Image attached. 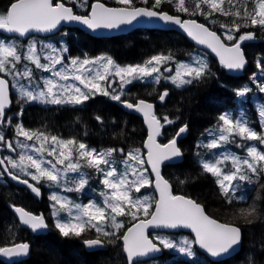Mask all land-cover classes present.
Segmentation results:
<instances>
[{
    "label": "snow or ice",
    "instance_id": "obj_1",
    "mask_svg": "<svg viewBox=\"0 0 264 264\" xmlns=\"http://www.w3.org/2000/svg\"><path fill=\"white\" fill-rule=\"evenodd\" d=\"M117 2L123 7L112 8L106 7L105 4L96 0L95 3L89 4L88 0H75L82 8L90 10V15H77L74 13L73 8L66 7L65 3L58 2V0H13L10 3L8 10L4 13H0V30L7 33L18 34L19 36H27L31 32H49L56 29L62 21H77L86 25L89 29H113L118 28L120 25L132 24L138 18H157L166 23H172L180 26L184 29L189 37L195 40L200 45H205L208 49L219 57V63L229 70H241L245 67L246 59L241 49V42L245 40H251L254 38L252 33L240 35L239 39L232 46H227L224 40L232 41L236 39L231 30L226 31L224 40L216 32L211 31L209 27L203 24L197 23L195 20L182 21L178 16L169 15L166 12L156 11L162 3H175L176 11L189 12V9L185 6V0H153L150 7H136L134 0H117ZM224 0H198L195 4V11L192 14H196L199 11L200 14L209 16L211 12L219 11L223 15H231L232 13L224 11L221 7ZM142 3L149 4V0H142ZM201 3L208 5L211 12H204L201 8ZM247 14V12H246ZM235 15H240L236 12ZM251 24L253 26H264V0H258L254 9V15L251 16ZM236 32H239V26L235 28ZM11 62L13 67L15 63L21 60V55L17 53V49L13 46L7 45L4 42H0V73L10 72L11 69H6V65ZM24 59L32 60L36 64L37 68H42L45 71H52L48 65L41 64L39 57L36 56L35 44H30L28 52L24 56ZM102 59V58H101ZM170 57L154 56L147 62L148 65L155 62L156 65L161 64L163 61H167ZM61 59L55 58L52 60L53 67L56 64H60ZM90 62L85 59L82 62L78 59H72L71 64L73 70L79 72L81 69L87 71L89 76L87 79L82 78L81 75L69 76L66 72L55 71L52 74L59 77L60 80L68 81L70 79L78 81L79 85L83 88H87L90 92L92 90H100L101 85L96 82L98 80H106L107 77L100 73H97L95 77L91 75V69L86 68ZM79 65V67H77ZM113 65V61L109 58L105 64V71H108L109 67ZM257 68L264 72V57L258 59L256 62ZM159 67H147V66H127V67H115L114 73L117 77L123 81V83L131 84L135 79H142L144 77L152 76L153 73L159 72ZM170 71V70H169ZM211 70L206 61L203 59L197 61L196 66H190L187 64H181L176 70V74L169 79L177 87H182L185 84H191L193 80H199L205 75H210ZM24 76H30V72L23 73ZM191 77V79H185L184 77ZM125 77H128L125 80ZM253 83H256L260 92L264 93V78H258L257 73H253L251 77ZM158 81V78H157ZM45 91H39L34 94L32 91H24L23 96L28 101H40L42 103L49 104H81L86 101L89 96L82 90L81 87L76 84H59L52 79L45 80ZM9 82L0 78V122L5 121V108L8 102ZM234 94L238 98L245 97L247 93L251 91L250 88L233 90ZM104 95H109L107 89L103 90ZM168 95L167 90L160 95V100L163 101ZM113 100L120 101V95H113ZM129 109H134L138 112H142L148 126L151 129V133L148 136V148L147 159H143L137 152H130L127 154L128 158L135 161V165L128 162V158L122 161L124 165L123 170H119L115 163L109 160L107 157L111 156L112 152L117 151L115 149L107 152H98L96 149L89 148L84 143H79V156L81 158H87L86 164L89 167H94L97 171L101 172L103 179L102 183L106 188L111 190L110 195H105L104 206H99L95 201L90 202L88 205L73 204V208L76 210V214L73 215L71 209L68 211L69 220L57 219L55 227L60 233L67 237L71 234L80 236L84 231L85 223L90 221H103L105 219V210L110 209L112 226L119 230L123 228V223L117 222L116 217L125 214V208L121 204H130L133 208L142 213L144 216H150L148 220H141L133 227L127 229L122 234V240L124 244V251L127 254L128 264H143L138 258L149 257L154 253L160 252L162 248H174L175 245L163 238L156 237L158 243L149 239L145 234V229L149 226L154 228H189L195 234L193 241H184L183 247L179 248V251L192 255L193 245H198L200 249L204 250L212 257H221L231 254L235 248L241 243L242 235L241 230L238 227H234L227 224L217 222L215 219L210 218L205 213V209L191 198H187L182 195H173L169 182L161 176L160 166L165 161L182 162V150L177 146V138L187 130V126L181 127L172 140L168 144L161 146L156 143L155 137L160 135V128L163 125L160 120L154 115L152 109L153 105L140 100L137 103H129L123 101ZM243 115V114H242ZM261 120H264V105H261L258 113ZM99 119V117H97ZM164 123L171 124L173 121L168 117H163ZM219 121L222 122L220 127V135L218 138H214L210 143L206 145L209 149H217L221 147L222 143L229 142L231 137L238 136L241 140L256 141L259 140L261 144H264V135L258 134L253 128L249 126V123L245 119H234L231 113H222L219 116ZM10 123V118L7 121ZM16 134L26 137L31 140L33 136L23 128L22 125L16 126ZM42 135V134H41ZM39 139V137H37ZM45 140L47 137L44 138ZM53 142L52 148L48 151L49 156H53L57 152V145L64 148L69 144L75 143L73 140H58L56 136L51 137ZM0 142H5L9 149L15 150L11 142L5 141L4 135L0 134ZM242 145L237 144V147ZM40 152L41 149H35ZM123 152V149L118 150ZM247 156L251 158L241 160L237 156H229L226 154H220L214 161L208 160L202 163V170L205 173L211 174L217 177L218 185L222 191V194L226 197L230 192L235 191L234 181L248 180L249 177L241 174L242 165L246 166L252 173H257V162L264 161V152L259 151L257 146H248ZM59 157L55 163L52 160H41L33 157L32 155H21L20 163L11 158L0 159V169L12 176L13 179H19L16 175L8 172L7 164H10L12 168H20L21 171L25 170L23 161L26 159L31 162V166L36 170V173H29L33 181H39L40 177H46L48 181L53 183L59 182V170L56 168V164H63L65 160H69V157L64 155L63 151L59 152ZM7 160V164H6ZM231 162L234 165V171L226 172L221 167L225 162ZM48 165L44 167L42 165ZM148 164L151 166V171L155 176V187L159 191V198L155 201H149L147 198L143 200L139 197L133 199L129 192L132 187L136 192H140L141 188L152 183L145 173L148 171L143 165ZM101 165H105V168H101ZM67 167L71 171H78L80 165L69 162ZM261 170H264L262 168ZM129 176L133 177L131 180ZM25 183L36 195H40L38 187L33 186L28 180L21 181ZM87 179L81 177L78 181L76 191L83 190L87 185ZM183 183V181H181ZM72 191L73 189H67ZM242 198V197H241ZM50 199L54 201L53 208L57 204L61 208L71 203L67 198H62L58 194H51ZM231 202V199L228 200ZM154 204V208H153ZM152 209L150 212L149 209ZM94 209V211H91ZM15 211L19 213V219L24 225H29L32 230L46 229L48 226L45 223L42 215H33L28 213L22 208H15ZM133 219H137L135 212L130 213ZM54 216L58 215V212H53ZM88 217V221H84L83 218ZM76 221V222H71ZM92 227L98 233H102L104 236H113L115 233L105 231L104 227L100 224H93ZM84 243L88 247L102 246L100 239L85 240ZM162 246V247H161ZM29 246L27 244H19L13 247H0V254L5 257H19L27 254ZM250 264L252 262L250 261Z\"/></svg>",
    "mask_w": 264,
    "mask_h": 264
},
{
    "label": "trees",
    "instance_id": "obj_2",
    "mask_svg": "<svg viewBox=\"0 0 264 264\" xmlns=\"http://www.w3.org/2000/svg\"><path fill=\"white\" fill-rule=\"evenodd\" d=\"M63 1L72 5L78 13L88 12L75 3V0ZM90 1L93 0H88ZM103 1L109 5H120L117 0ZM11 2L13 0H0V13L6 12ZM152 2L153 0H149V4H144L142 0H134V5L150 7ZM197 2L198 0H185V6L189 9L187 13L176 11L175 3H162L157 9L181 14L184 17H195L217 31L223 38V34L228 30L233 32L235 38L252 33L254 38L244 44L250 61L246 75L257 73L259 69L256 62L264 57V26H252L249 16L254 14L258 0H225L221 7L224 11L232 13L231 15H223L219 11L211 12L208 5L201 3L204 12H211L209 16L202 15L199 11L192 14ZM236 12L240 15H235ZM236 26H239V32L235 31ZM75 37L78 38V42L75 41ZM68 40L72 55L104 54L111 56L120 65H140L154 56L170 57L173 65L176 61L186 58L195 48L180 33L147 28H137L129 33L109 38L92 36L74 29L69 33ZM209 68L210 75H205L184 88L175 87L168 82L136 81L131 83L120 97L121 100L133 103L139 99L155 101L157 115L162 120L163 117L173 120L172 125L165 127L162 142L173 139L180 127L188 125L189 133L180 141L184 160L166 166L164 172L177 194L194 198L204 206L209 215L240 226L243 234L242 251L233 258L217 264H250V261L252 264H264V174H260V180L253 184L244 200H231L229 203V198L222 194L216 178L202 170L194 155L198 140L205 130L218 120L222 112L230 107L234 98L233 87L240 86L246 76L241 78L230 75L215 59H212ZM165 90L168 96L164 103L160 104L158 99ZM25 103L16 98L14 108L8 114L13 110H19ZM23 124L47 135L63 134L77 140L78 136L86 139L87 132L91 131L95 147H111L115 150L121 147L127 154L132 150L143 149L147 135L140 117L124 111L118 101L106 95H96L90 100V105L84 108L67 105L48 107L41 104L27 105L24 109ZM254 125L260 126L258 122ZM261 173H264V170ZM27 197L31 198L12 185L0 183V247L26 241L31 244L29 258L12 264L123 263L120 256L123 249L120 233L115 237L105 238V249L86 251L75 234L65 237L59 232H54L38 236L22 228L12 217L10 205L20 204L31 208L30 199L27 200ZM44 200L45 198L43 202Z\"/></svg>",
    "mask_w": 264,
    "mask_h": 264
},
{
    "label": "rangeland",
    "instance_id": "obj_3",
    "mask_svg": "<svg viewBox=\"0 0 264 264\" xmlns=\"http://www.w3.org/2000/svg\"><path fill=\"white\" fill-rule=\"evenodd\" d=\"M0 42H4L7 45L15 47L17 49V53L19 55H21V60L19 62L15 63V67H13V64L11 62V58H9L10 62L6 65V69H11V71L7 72V74L3 73L4 75H6L10 78L13 91L18 95V98L20 100H25L26 102H30V103L40 102V101H28L27 98L24 97L22 94L24 91H32L34 94L38 93L39 91H45L46 92V88H45V80L46 79H52L59 84L79 83L78 81H75V80H72V81L71 80H68V81L60 80L59 77H56L52 74L55 71L66 72L69 76L81 75L82 78H84V79H87L89 76V73L87 71H84V69H81L79 72H76L73 70V66H72L71 62H67V58H66L67 47L64 44H59V42L56 39H53V40H48L47 38L38 39V37L33 36L28 41H23V40L16 38V37H6V36H3L0 34ZM56 43H58V46H55ZM30 44H35L36 56L39 57V62L41 64L48 65L49 68L52 69V71H45L42 68H37L34 61L24 59V56L27 54L28 47ZM69 57H68L69 60H71V58L73 56H71L69 54ZM165 57H167V56H165ZM55 58H60L61 63L56 64L53 67L52 60ZM109 58L113 61V65L109 67L108 71H105V64H106L107 59H109ZM85 59L89 60L90 62H93V63H89L87 66H85L86 68L91 69V75L93 77H95L97 73H100V74L105 75L106 77L109 78V80L106 79V80L96 81L101 85V89L100 90H94L95 92L101 93V92H103L104 89H107V91L112 95H120L119 92H117V90L115 89L116 84H117L119 91L124 92V90L128 84L123 83V81H121V79L115 75L114 68L117 66L118 67H127V66H131V65H120L117 62H115L111 57H109L107 55L85 56V57H82V60L79 59V61L82 62ZM201 59H203L204 61L207 62V53L200 50V51H195V52L191 53L188 56L187 60H185V61L181 60L180 62H178L176 64L175 70H173L172 67L168 64L170 59H168L167 61H163L159 65H156L155 62H153V64H151V65H148L147 62L142 64V65H134V66L159 67L160 70L157 73H153L152 76L144 77L142 79H135V80H133V82L141 80V81L154 82V83H160V82L172 83V80L169 78L175 76L176 70L179 68V66L181 64L196 66L197 61H199ZM65 62H67V63H65ZM77 67H79V65H77ZM25 72H30L31 75L30 76H24L23 73H25ZM157 78H158V81H157ZM184 78L185 79H191V77H187V76H185ZM127 79H128V77H125V80H127ZM185 85H187V84H185ZM185 85H183V86H185ZM250 100L254 101L255 107H249V105H248L249 109L247 112L245 110H240L238 107L235 110L232 109L234 112H236L234 114V119H245V120H247L249 123V126L251 128H253L258 134L264 135V120H261L259 115H258L261 105H264V93L260 92L259 87H257L256 90L251 91ZM232 110H230V111H232ZM248 112H250L251 114H253L254 117L259 119L260 124L262 125L261 129L259 127L255 128L250 124V119H249L250 115ZM255 115H257V116H255ZM251 122L254 123V120H251ZM221 125H222V123L220 125L212 128L211 130H210V128L212 126H210L205 130L204 134L202 135V137L198 140V142L196 144V149H195V154H194L196 160L199 159L203 154V158H204L203 162L208 161V160L214 161L222 153L229 155V156H237L241 160H243V159L251 160V158L247 156L246 149L248 146H257L259 151L264 152V144H261L259 140H256V141L241 140L238 136L233 137L234 143L242 145L241 147L246 151V156L241 155V154H237V153H231V152H229V150H227L225 148L223 149V145H221V147H219L217 149H209L205 146L203 148V152H202V147L204 145L210 143L212 139L218 138V136L220 135ZM29 133L33 136V138L31 140H28L26 137H24L22 135H18V137H17V143H18L19 150L21 153L20 156L21 155H32L33 157H35L37 159H41L44 161L52 160L53 163H55L57 159H62V157H59V152L63 151L64 155L69 157V160H65V162L63 164L57 163L56 168L59 170V176L64 179L62 181V183L68 185L70 187V188L67 187L68 189H73L72 192L77 187L78 181L81 177H83L85 179H87V177H90V181H91L94 179L93 178L94 175L99 173V171H97V169L94 167H93V170L89 174H87V170H85L84 168H79V170L75 171V172L71 171L67 167L69 162L79 164V161H75L76 158L74 156L75 153L73 150V149H75L74 146L67 145L64 148H61V147H59V145H57L56 154L53 156H49L48 151L53 146V142L51 144H48L50 141H52L51 137L47 138L46 140L44 139L45 137L38 139L37 137L34 136L33 133H31V132H29ZM61 140H63V139H61ZM222 144H224V143H222ZM35 149H41V151L37 152V151H35ZM138 154L141 157V153L138 152ZM20 156L14 160L18 164L20 163ZM78 157L80 158V156H78ZM84 159L86 160L87 158H84ZM23 163H26V159L23 161ZM129 163L135 165L136 162L130 161ZM258 163L259 162H257V167H258L257 173H252L250 170L247 169L246 166L242 165V173L241 174L248 176L249 179L248 180L237 179L236 181H234V184L236 186L235 191L230 192V194L228 196L229 198H233V196H235L238 191L245 189L247 186L253 185L255 182H257L259 180L258 175H259V172H261L262 170H259ZM260 164L264 168V161L260 162ZM42 166L48 167V165H46V164L42 165ZM105 167L106 166L104 165V167H102V168H105ZM221 167L226 172H231V171L235 170L234 165L230 161L225 162L223 165H221ZM145 175L150 180L148 172H146ZM44 178H46V177H44ZM132 178L133 177L129 176L130 180ZM102 179H103V176L101 175L100 178L97 179V182H96L100 185V191L102 193V195L100 197L101 198L100 202H98V201L95 202L99 206H104L105 195L111 194V190L106 188L105 185L101 182ZM51 183L55 187L62 188V186L59 184V182L58 183L51 182ZM145 187H147V186H145ZM84 189H86V187ZM140 192L141 193H136L131 188L129 195L133 199L139 197L142 200L144 198L148 199L150 197V195L148 194V190L146 188H145V190H144V188H141ZM59 193H61V191ZM152 200H153V198H152ZM128 205L129 204H121V206L125 208V214L127 212L126 207ZM131 213H133V212H131ZM135 213L137 215V219H135V220L141 219L138 216L140 214L143 215V213L142 212H135ZM125 214L122 216H117L116 217L117 222L123 223V219L125 217ZM111 215H114V214H111L110 209L106 208L105 219L103 221H99V222L95 221V224L100 223L102 226L109 227L110 225H112ZM130 216L132 217L131 214H130ZM7 222L10 223L9 220ZM73 223H74V221H73ZM166 234H169V233L166 232ZM152 237H153V235H152ZM163 238L171 241L175 245L174 249L177 252H180L179 248H178L177 241L175 239H171V238H167V237H163ZM153 239L156 242H158L154 237H153ZM180 253H182V252H180ZM183 254L187 255L186 253H183ZM200 258H201V256L199 255L197 257V261H199ZM207 263L214 264L212 262V260L207 261ZM0 264H8V263H5V262L1 263L0 262Z\"/></svg>",
    "mask_w": 264,
    "mask_h": 264
},
{
    "label": "water",
    "instance_id": "obj_4",
    "mask_svg": "<svg viewBox=\"0 0 264 264\" xmlns=\"http://www.w3.org/2000/svg\"><path fill=\"white\" fill-rule=\"evenodd\" d=\"M100 3H103V4H105L104 2H102V1H99ZM95 3V2H94ZM66 7H71V8H73L72 6H67V5H65ZM105 6L106 7H112V8H119V7H123V6H109V5H107V4H105ZM139 7H146V6H139ZM73 11H74V9H73ZM156 11H158V10H156ZM160 12H166V13H168L169 15H173V16H178L182 21H191V20H195L197 23H199V24H203L202 22H200V21H198V20H196V19H191V18H183L182 16H180V15H174V14H172V13H170V12H167V11H160ZM75 13V12H74ZM76 14V13H75ZM77 15H81V14H77ZM88 15H90V13L88 14ZM83 16V15H82ZM66 25V26H68V27H75V26H78V27H80V28H82L83 30H85V31H87L89 34H91V35H94V36H97V37H103V36H107V37H111V36H116V35H120V34H124V33H127V32H129V31H131V30H133V29H136V28H139V27H143V28H157V29H165V30H172V31H177V32H179V33H181V34H183V35H185L189 40H191L193 43H195V45L196 46H198V47H200V48H202V49H205V50H207L208 52H210L217 60H219V57L218 56H216V54L214 53V52H212L210 49H208L205 45H200V44H198L195 40H193L191 37H189L188 35H187V33L184 31V29H182V28H180V26H178V25H175V24H172V23H166V22H163V21H161V20H159V19H157V18H144V17H141V18H138L136 21H133V23L132 24H124V25H120L118 28H113V29H106V28H100V29H95V30H93V29H89L86 25H83L82 23H80V22H77V21H62L58 26H57V28L56 29H53V30H51V31H49V32H31V33H37V34H42V35H48V34H52V33H55V32H57L58 30H59V28L61 27V25ZM203 25H205V24H203ZM206 27H208L207 25H205ZM210 29V28H209ZM211 31H214V30H212V29H210ZM214 32H216V31H214ZM4 33H6L7 35H18V34H11V33H7V32H5L4 31ZM30 33V34H31ZM217 33V32H216ZM29 34V35H30ZM29 35H27V36H23L24 38H26V37H28ZM217 35H219L218 33H217ZM19 36V35H18ZM220 36V35H219ZM222 39V38H221ZM223 40V39H222ZM243 42L244 41H242L241 42V49H242V51H243V53H244V56H245V59H246V64H245V67L248 65V59H247V57H246V55H245V52H244V49H243ZM227 46H232V45H228V44H226ZM244 67V68H245ZM243 68V69H244ZM243 69H241V70H229L230 71V73L231 74H234V75H241L242 74V70ZM0 78H3L2 76H0ZM5 79V78H4ZM145 102H147V103H150V104H152L153 105V109H152V111H153V113H155V104L154 103H151V102H148V101H145ZM13 105V102H12V100H11V95H10V85H9V91H8V102H7V104H6V108L5 109H7V108H10L11 106ZM123 107H126V105L124 104V103H122L121 104ZM127 108V107H126ZM128 110H132V111H134L136 114H138V115H141L143 118H144V120H145V123H146V127L149 129V135H150V133H151V129L149 128V126H148V122L146 121V119H145V117H144V115H143V113L142 112H138V111H136V110H134V109H129V108H127ZM185 126V125H184ZM183 126V127H184ZM187 126V125H186ZM161 135H162V129L160 128V135H158V136H156L155 137V140H156V143H158V144H160L159 142H158V138H160L161 137ZM188 135V126H187V130L184 132V133H182L178 138H177V146H178V140L180 139V138H185L186 136ZM176 137V136H175ZM147 143H148V139H147V141H146V145H147ZM169 143V142H168ZM167 143V144H168ZM161 145V144H160ZM161 146H163V145H161ZM147 148V147H146ZM148 149V148H147ZM181 160H182V158H181ZM167 162H171V163H174L175 161H165L164 163H162L161 164V166H160V171H161V168H162V165L163 164H165V163H167ZM149 168L151 169V166L149 165ZM162 176V175H161ZM163 177V176H162ZM18 181V180H17ZM20 184H25V183H23V182H19ZM155 185V184H154ZM169 185H170V187H171V184L169 183ZM157 191H158V189H157ZM171 191H172V187H171ZM158 193H159V191H158ZM192 199V198H191ZM194 200V199H193ZM195 201V200H194ZM197 202V201H196ZM198 203V202H197ZM198 204H200V203H198ZM201 205V204H200ZM202 206V205H201ZM203 207V206H202ZM204 208V207H203ZM23 209V208H22ZM25 210V209H24ZM26 211V210H25ZM28 212V211H27ZM15 213H16V215L18 216V218H19V213H17L16 211H15ZM29 213V212H28ZM31 214V213H30ZM207 215V214H206ZM210 218H212V219H215L214 217H212L211 215H208ZM20 220V219H19ZM217 222H219V223H222V224H224L223 222H220L219 220H217V219H215ZM20 222L22 223V221L20 220ZM23 224V223H22ZM137 224V223H136ZM24 225V224H23ZM24 226H26V227H28L29 229H31V227L29 226V225H24ZM134 226V225H133ZM132 226V227H133ZM232 226H234V227H238L240 230H241V228L239 227V226H236V225H234V224H232ZM148 228H154V227H152V226H149ZM180 228H184V227H180ZM180 228H175V229H172V228H167V229H169V230H179ZM184 229H187V230H191V229H189V228H184ZM32 230V229H31ZM34 232H38V233H45L46 232V230L45 229H42V230H33ZM241 233H242V231H241ZM195 235V234H194ZM94 248H96V247H94ZM234 252V251H233ZM233 252L231 253V254H233ZM231 254H229V255H231ZM29 254H28V252H27V254H25V255H22V256H19V257H5V256H3L2 254H1V257H2V259L3 260H5V261H9V260H20V259H25L27 256H28ZM158 254L157 253H154V254H152L151 256H149V257H142V258H138V259H140V260H143V259H146V258H150V257H153V256H157ZM229 255H225V257L226 256H229Z\"/></svg>",
    "mask_w": 264,
    "mask_h": 264
},
{
    "label": "bare ground",
    "instance_id": "obj_5",
    "mask_svg": "<svg viewBox=\"0 0 264 264\" xmlns=\"http://www.w3.org/2000/svg\"><path fill=\"white\" fill-rule=\"evenodd\" d=\"M188 130H189V128H188ZM41 132V131H40ZM189 132V131H188ZM178 147L181 149V147H180V143L178 144ZM182 150V149H181ZM184 160V153H183V151H182V160L181 161H183ZM177 163H180V162H174L173 164H177ZM263 175V174H262ZM176 195H182V194H176ZM182 196H185V195H182ZM185 197H187V196H185ZM188 198V197H187ZM202 205V204H201ZM203 206V205H202ZM204 207V206H203ZM205 209V208H204ZM205 213L207 214V215H209L207 212H206V210H205ZM136 221H141V219H138V220H136ZM30 232H32L33 234H35L34 232H33V230H31V229H28ZM153 230H154V228H146L145 229V234L146 235H148V237H149V239H152L153 240V242H155V243H158V242H156L154 239H153V237H152V232H153ZM165 230H166V232L167 233H171V232H173V230H169V229H167V228H165ZM36 235V234H35ZM19 244H27L28 246H29V248H28V254L30 255V252H31V244L28 242V241H26V242H18V243H14V244H11V245H6V246H4V247H13V246H15V245H19ZM160 252H157V254H159ZM1 255V254H0ZM140 260V259H139Z\"/></svg>",
    "mask_w": 264,
    "mask_h": 264
},
{
    "label": "flooded vegetation",
    "instance_id": "obj_6",
    "mask_svg": "<svg viewBox=\"0 0 264 264\" xmlns=\"http://www.w3.org/2000/svg\"><path fill=\"white\" fill-rule=\"evenodd\" d=\"M75 41H77L78 42V38L77 37H75ZM61 119H63V118H61ZM64 119H66V118H64ZM35 203H36V205H35V209L36 208H41L42 210H44V211H46V212H48V211H50V206H49V204L47 203V200L45 199L44 200V202H43V200L42 201H34ZM37 202H39V203H37ZM51 225H53L54 227H55V224L54 223H51ZM80 241V240H79ZM80 243H81V241H80ZM82 244V243H81Z\"/></svg>",
    "mask_w": 264,
    "mask_h": 264
}]
</instances>
